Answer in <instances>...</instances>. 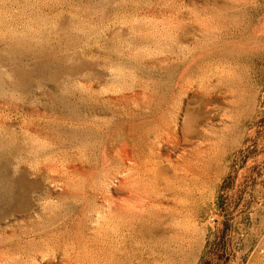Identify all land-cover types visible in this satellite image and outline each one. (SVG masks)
I'll return each mask as SVG.
<instances>
[{"label":"rangeland","instance_id":"obj_1","mask_svg":"<svg viewBox=\"0 0 264 264\" xmlns=\"http://www.w3.org/2000/svg\"><path fill=\"white\" fill-rule=\"evenodd\" d=\"M0 264H264V0H0Z\"/></svg>","mask_w":264,"mask_h":264}]
</instances>
